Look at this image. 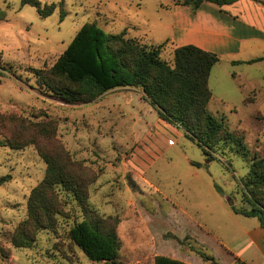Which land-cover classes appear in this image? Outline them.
I'll return each instance as SVG.
<instances>
[{"label": "rangeland", "instance_id": "374dc122", "mask_svg": "<svg viewBox=\"0 0 264 264\" xmlns=\"http://www.w3.org/2000/svg\"><path fill=\"white\" fill-rule=\"evenodd\" d=\"M38 1L54 4L52 14L43 18L21 0H0V179L9 177L0 185V264H111L89 260L70 239L84 219L114 231L115 264H153L157 256L264 264L257 219L231 210L251 208L242 182L253 158L264 160V46L242 45L236 58L244 62L220 60L210 73L207 110L242 139L247 156L220 143L208 161L181 128L159 118L140 89L71 104L44 84L59 83L48 71L85 24L146 46L164 43L160 59L172 66L176 0ZM251 58L262 60L247 63ZM48 165L65 181L51 187L53 202L46 199L54 226L16 248L11 236Z\"/></svg>", "mask_w": 264, "mask_h": 264}, {"label": "trees", "instance_id": "16d2710c", "mask_svg": "<svg viewBox=\"0 0 264 264\" xmlns=\"http://www.w3.org/2000/svg\"><path fill=\"white\" fill-rule=\"evenodd\" d=\"M236 0H176L175 5L197 10L203 3L218 6ZM21 5L37 9L45 18L52 14L54 4L40 6L38 0H21ZM64 14L60 13V18ZM126 33L106 34L95 24H85L75 34L66 49L49 69V75L58 82L47 80L49 91L66 103L89 104L102 94L117 88L140 89L148 104L157 110L159 118L167 124L181 128L186 137L204 149L207 160H213L208 151L220 143H233L236 153L242 157L247 152L242 139L230 132L226 125L217 120L208 110L211 99L208 86L210 72L219 62L216 54L186 45L173 50V64L160 59L164 43L157 47L146 46ZM262 60L252 59L247 63ZM238 62L233 63V65ZM11 149H16L10 144ZM9 177H2L0 185ZM65 184L63 176L48 165L44 179L31 192L28 199L27 218L11 236L16 248L30 246L39 230L51 229L54 218L46 199L54 200L51 187ZM69 186V184L65 185ZM243 190L251 208L231 209L246 218H256L264 231V160L253 158L248 173L242 182ZM79 191H76L78 194ZM84 213L87 206L81 203ZM72 242L93 262L115 264L119 241L114 231H100L89 219L75 224L68 232ZM203 261L214 262L212 257L200 255ZM236 264H246L235 259ZM153 264H186L165 256L154 258ZM218 264V263H214Z\"/></svg>", "mask_w": 264, "mask_h": 264}, {"label": "crops", "instance_id": "0c3cea01", "mask_svg": "<svg viewBox=\"0 0 264 264\" xmlns=\"http://www.w3.org/2000/svg\"><path fill=\"white\" fill-rule=\"evenodd\" d=\"M172 6L169 26L173 29L170 39L174 49L192 45L216 54L219 62L230 61L233 65L245 61L236 58L242 45L257 43L264 46V0H236L222 6L203 3L195 11L180 5Z\"/></svg>", "mask_w": 264, "mask_h": 264}]
</instances>
